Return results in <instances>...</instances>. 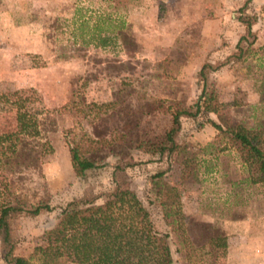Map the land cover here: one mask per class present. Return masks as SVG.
I'll return each mask as SVG.
<instances>
[{"label": "rangeland", "instance_id": "1", "mask_svg": "<svg viewBox=\"0 0 264 264\" xmlns=\"http://www.w3.org/2000/svg\"><path fill=\"white\" fill-rule=\"evenodd\" d=\"M243 2L122 0L117 7L113 0H0V89L34 88L41 96L37 108L59 107L72 91L75 102L82 94L86 102L102 104L85 116H57L56 129L46 133L52 151L28 163L29 202H46L51 210L8 218L14 254L25 256L42 243L67 202L101 203L118 185L133 190L154 227L168 234L175 264H264V182L246 181V166L228 144L217 153L202 149L217 132L208 120L264 124V98L244 77L251 67L235 56L240 36L245 40L239 46L254 51L248 64L264 55V23ZM246 14L256 17L252 35L240 22ZM103 35L115 37L114 48L93 46ZM222 61L205 86L224 106L181 116L173 135L179 148L172 153L139 149L138 140L161 139L175 101L194 111L201 65ZM69 128L74 139L84 132L113 144L112 151L103 147L99 166L81 178L70 166L64 136ZM164 184L178 193V210L168 216L159 202ZM180 228L196 249L189 259ZM214 236L225 238V248L210 251ZM5 248L0 237V264H6Z\"/></svg>", "mask_w": 264, "mask_h": 264}, {"label": "trees", "instance_id": "2", "mask_svg": "<svg viewBox=\"0 0 264 264\" xmlns=\"http://www.w3.org/2000/svg\"><path fill=\"white\" fill-rule=\"evenodd\" d=\"M113 1L117 7L122 2ZM249 2L250 0H244L242 8ZM240 22L244 25L246 35H252L251 26L256 22L255 15L246 14L240 18ZM243 39L245 40V36H240L235 43V56L240 62L246 63L245 69L251 67V71L247 69L250 74L245 72L244 77L253 81L252 89L264 98V55H256V60L248 64L254 51L249 47L243 50L239 46ZM114 45V36L103 35L94 41L93 46L109 50ZM250 45L252 42L248 44ZM224 63L225 61L203 63L199 69L202 88L198 96L199 103H194V111L190 112L187 107L175 101L174 110L170 113V123L161 139H141L137 141V147L152 155H160L165 151L172 153L179 148L173 142V135L180 127L181 116L196 115L200 109L216 113L222 108L224 104L219 100L217 92L205 86V82L209 72L217 70ZM256 81H259L257 85ZM74 95L72 91L68 100L59 107L37 108L35 104H40L41 96L34 88L0 89V237L6 245L3 261L6 264H175L168 234L159 232L154 227L148 209L133 190L118 185L112 191L104 193L105 199L101 203H95L93 198L83 201L72 199L67 202L53 226L44 230L42 243L35 245L25 256L14 254L8 218L21 211L35 215L42 209L51 210L46 202H29L28 188L25 186L28 163L52 151L46 133L56 129L57 116L68 112L85 116L88 109L102 105L86 102L82 94L79 95L80 100L75 102ZM208 122L217 132L213 140L202 149L217 153L228 144L236 150L246 166V181L250 184L264 182V124L260 121L254 124L238 122L235 125L219 124L213 120ZM64 136L70 166L76 177L81 178L88 170L99 166L103 147L107 145V149L112 151L110 147L113 144L111 141L107 142L105 136L81 132L74 139L71 128L64 131ZM161 175L158 172L153 176ZM161 188L159 202L168 216L171 209L175 208L176 212L178 210V193L169 184H164ZM183 232L180 228L182 247L189 259L196 249L191 247ZM208 244L210 251L226 246L223 236L210 238Z\"/></svg>", "mask_w": 264, "mask_h": 264}, {"label": "crops", "instance_id": "3", "mask_svg": "<svg viewBox=\"0 0 264 264\" xmlns=\"http://www.w3.org/2000/svg\"><path fill=\"white\" fill-rule=\"evenodd\" d=\"M248 6H249L248 9L259 12L257 13L258 14L257 20H259L260 22L262 21L264 23V0H250ZM251 27L253 30L255 29L256 26L252 25Z\"/></svg>", "mask_w": 264, "mask_h": 264}]
</instances>
